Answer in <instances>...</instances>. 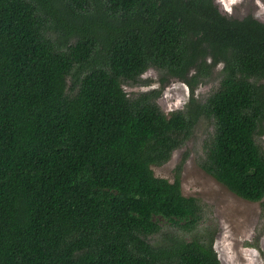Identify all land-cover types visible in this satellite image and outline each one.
Here are the masks:
<instances>
[{
	"label": "trees",
	"instance_id": "obj_1",
	"mask_svg": "<svg viewBox=\"0 0 264 264\" xmlns=\"http://www.w3.org/2000/svg\"><path fill=\"white\" fill-rule=\"evenodd\" d=\"M149 69L161 88L129 95ZM170 78L190 98L166 113ZM202 117L200 167L264 213V21L216 0H0V264H222L212 236L155 240L202 222L179 172L152 169Z\"/></svg>",
	"mask_w": 264,
	"mask_h": 264
},
{
	"label": "rangeland",
	"instance_id": "obj_2",
	"mask_svg": "<svg viewBox=\"0 0 264 264\" xmlns=\"http://www.w3.org/2000/svg\"><path fill=\"white\" fill-rule=\"evenodd\" d=\"M220 10L227 15L243 18L252 15L264 21V0H216ZM223 65L213 69L211 78L201 82L196 96L201 102L213 94L220 86ZM162 73L149 69L138 85L125 84V91L133 96L140 92L161 88ZM190 98V89L182 81L168 79L159 99L166 113L184 109ZM215 131L214 121L207 117L199 119L193 135L183 147L175 150L170 160L163 165H153L156 176L174 181L179 172L182 191L186 196H194L203 207V219L194 233H184L162 221V232L156 241L165 239L167 233L175 231L186 240L193 234L209 240L214 238V246L222 264H264V213L260 202L245 200L214 177L207 174L199 165L204 156L205 144ZM264 144V138L259 139ZM185 157L181 169L178 165Z\"/></svg>",
	"mask_w": 264,
	"mask_h": 264
}]
</instances>
